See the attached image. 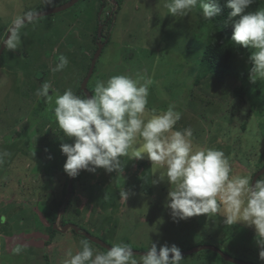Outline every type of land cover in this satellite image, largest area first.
<instances>
[{
	"label": "rangeland",
	"instance_id": "1",
	"mask_svg": "<svg viewBox=\"0 0 264 264\" xmlns=\"http://www.w3.org/2000/svg\"><path fill=\"white\" fill-rule=\"evenodd\" d=\"M71 1L0 0V49L13 25ZM101 1L80 0L66 11L26 22L11 36L18 37L17 46L5 47L0 57V151L11 153L0 166V264H64L68 251L76 252L87 239L55 224L74 225L110 247L129 244L134 252H146L151 241L175 244L182 253L199 249L183 256L182 264H233L201 250L205 246L236 261L264 264L252 227L225 225L219 214L174 221L167 208L170 185L159 179L164 169L152 167L147 157H121L118 172L82 170L74 182L64 172L60 145L72 140L58 127L54 97L49 103L36 93L47 81L50 95L70 88L86 97L82 84L101 42L96 41L100 21L102 41L109 43L101 42L105 48L86 84L91 95L98 80L117 74L150 77L149 113L174 104L182 113L176 130L191 127L195 146L222 150L230 162L238 161L235 172L252 179L264 167V80L256 81V93L248 77L252 94L244 106L233 94L249 73L246 56L233 59L232 75L219 78L206 71L202 54L212 21L204 20L202 10L173 17L165 0H115L120 10L106 22L115 4L110 0L101 7ZM62 57L68 64L56 71ZM259 145L261 157L255 160ZM87 241L95 251H106Z\"/></svg>",
	"mask_w": 264,
	"mask_h": 264
},
{
	"label": "clouds",
	"instance_id": "2",
	"mask_svg": "<svg viewBox=\"0 0 264 264\" xmlns=\"http://www.w3.org/2000/svg\"><path fill=\"white\" fill-rule=\"evenodd\" d=\"M253 3L254 0H225L226 8L231 10V41L251 50L249 78L256 83L264 80V8L247 11ZM164 7L169 15L182 18L199 7L209 22L222 12L219 0H165ZM17 42L18 37L13 36L5 46L14 49ZM67 64V58L62 57L55 70L61 71ZM151 84V78L145 75L117 74L107 81L98 80L94 94L86 97L70 88L63 94L50 95L51 84L45 81L40 85L36 95L49 103L54 97L58 127L72 140L60 145L66 156L64 172L70 178L82 170L118 172L121 157H147L152 167L164 169L159 179L170 185L167 208L174 221L219 214L225 225L242 223L252 227L259 257L264 260V178L253 180L248 173L235 172L222 150L195 146L191 127L176 130L182 119L176 105L149 113ZM10 155L0 151V166ZM127 196L121 192L123 199ZM183 260L182 251L175 244L158 246L151 241L148 250L137 259L129 244L114 243L100 252L87 240H81L79 250L68 251L64 264H182Z\"/></svg>",
	"mask_w": 264,
	"mask_h": 264
},
{
	"label": "trees",
	"instance_id": "3",
	"mask_svg": "<svg viewBox=\"0 0 264 264\" xmlns=\"http://www.w3.org/2000/svg\"><path fill=\"white\" fill-rule=\"evenodd\" d=\"M112 1L115 4V10L112 13L111 17L114 18L118 10H120V5L115 0H112ZM105 3H107V0H102L101 7H103ZM219 6L221 7L222 12L219 16L215 17L212 20V34L202 54V65L206 69V71L209 72L211 75H217L219 76V78L220 77L222 78V77L233 74L232 72L233 59L235 57L244 55L248 58L251 50L238 47L231 41V36H232V31H233L232 26H231L232 21H230L228 18V13L231 10L226 8L225 0H219ZM260 8H264V0H254V3L250 6V8L247 11H256L257 9H260ZM101 15H103V11H102V14L100 13L99 17ZM111 17H108L109 19H107L106 22L108 21L112 22ZM104 25L105 23H103V26ZM98 39L99 38H97L96 41H98ZM103 43H106L105 44V47H106L109 41L107 40L106 42H103ZM96 47H97V44H96ZM248 77H249V73H245L243 80H242L243 83L234 89V94H233L234 99L236 98L241 105L244 104L246 106L248 104L247 102L250 101V97L252 94V89L246 83ZM254 86H255V90H257L256 83ZM260 88H262V85L260 86ZM259 92L260 90L256 91V93H259ZM80 93L81 95H84V93L81 90H79V94ZM248 117L251 118L252 115L249 114ZM243 131L244 130L242 129V132ZM209 147H211V145ZM261 147L262 145H259V147L258 146L255 147V148H258V150H255V153L257 152L254 157L255 160L257 156L261 157V153H259V150L261 149ZM231 161H232L231 162L232 168L236 169V164L238 163V161L236 162L235 160H232V159ZM76 178L77 177L74 178L73 182L76 180ZM55 221H56V218H55Z\"/></svg>",
	"mask_w": 264,
	"mask_h": 264
},
{
	"label": "water",
	"instance_id": "4",
	"mask_svg": "<svg viewBox=\"0 0 264 264\" xmlns=\"http://www.w3.org/2000/svg\"><path fill=\"white\" fill-rule=\"evenodd\" d=\"M78 1H80V0H72L70 3H67V4H65V5H63V6H61V7H58V8H56V9L48 10V11H46V12H44V13H41V14L34 15V16H32V17H29L28 19H26V20H24V21L18 22V23H16L15 25H13V27L10 29V31H9V33H8V35H7V38H6L5 42H4V43L2 44V46H1V49H0V57L2 56V53H3V51H4L5 47H6V46H5V45H6V42L9 41V39H10L11 36H12V34H13V33H14V32H15L20 26H22V25L25 24L26 22H29V21L34 20V19H38V18H41V17L47 16V15H52V14H56V13H60V12L66 11L67 9L73 7ZM102 28H103V26H102V24H101V22H100V27H99V30H98V32H99V37H98V38H99V39H102ZM103 47H104V44H102L101 42H99L98 45H97V52H96L95 58H94V60H93V62H92L91 68H90V70H89V75H88V77L85 79L84 83L82 84V89L84 90L83 92L86 94V96L91 95V94L88 92V90L86 89V84H87V82H88L90 76L92 75V73H93V71H94V68H95V65H96V60L101 56V53H102ZM263 175H264V168H263L259 173H257V174L254 176L253 180H255V179H257V178H260V177H262ZM73 179H74V178L71 179L72 182H73ZM70 187L72 188V183H71ZM70 228L74 229V230L76 231V233H80V230H79L78 228L72 226V225H68V226H66V227H61V226L58 227V224H55V229H58V230L61 231V232H67ZM83 236L86 237V238H87L88 240H90L91 242H93V243L99 245L100 247L105 248L106 250L110 248V246H108L107 244H105L103 241H101V240H99V239H96V238L92 237V236H91L90 234H88V233H83ZM201 250H211V251H213V252H216V253L220 254V255L224 258L225 261H228V262H231V263L247 264V263H244V262H241V261L238 262V261H236V260H234V259H232V258L227 257L222 251H220L219 249H217V248H215V247L205 246V247H203ZM198 251H199V249H195V250H193V251H188V252L182 253V255H183V256H185V255H191V254L196 253V252H198ZM134 253H135L136 255H138V256L143 255V252H134Z\"/></svg>",
	"mask_w": 264,
	"mask_h": 264
},
{
	"label": "bare ground",
	"instance_id": "5",
	"mask_svg": "<svg viewBox=\"0 0 264 264\" xmlns=\"http://www.w3.org/2000/svg\"><path fill=\"white\" fill-rule=\"evenodd\" d=\"M111 16H112V13H111ZM110 16V17H111ZM102 30H104V26H103V29ZM103 37V36H102ZM101 40V42H103L102 41V39H100ZM245 106V105H244ZM242 126V125H241ZM264 168V167H263ZM72 226H74V225H72ZM62 227V226H61ZM75 227V226H74ZM77 228V227H76ZM70 229H72V228H70ZM79 229V228H78ZM74 230V229H73ZM80 230V233H78V234H81L82 236H83V233H86V232H83V231H81V229H79ZM69 231V230H68ZM86 238V237H85ZM87 239V238H86ZM144 253V252H143ZM185 256H187V255H185ZM227 257H229V258H231L230 256H227ZM238 262H240V261H238ZM241 262H243V261H241ZM233 264H237V263H233Z\"/></svg>",
	"mask_w": 264,
	"mask_h": 264
},
{
	"label": "flooded vegetation",
	"instance_id": "6",
	"mask_svg": "<svg viewBox=\"0 0 264 264\" xmlns=\"http://www.w3.org/2000/svg\"><path fill=\"white\" fill-rule=\"evenodd\" d=\"M107 1H108V0H107ZM105 4H106V3H105ZM105 4H104L103 6H105ZM112 18H113V17H112ZM103 23H104V22H103ZM256 174H257V173H256ZM256 174H255V175H256ZM253 178H254V177H253Z\"/></svg>",
	"mask_w": 264,
	"mask_h": 264
}]
</instances>
